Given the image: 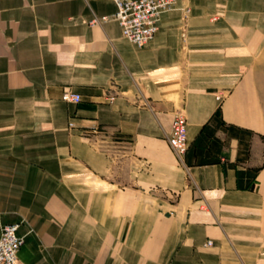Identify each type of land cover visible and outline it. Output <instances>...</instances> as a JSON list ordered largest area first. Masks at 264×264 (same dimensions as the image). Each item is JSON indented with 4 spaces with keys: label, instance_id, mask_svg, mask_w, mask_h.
Listing matches in <instances>:
<instances>
[{
    "label": "crops",
    "instance_id": "crops-1",
    "mask_svg": "<svg viewBox=\"0 0 264 264\" xmlns=\"http://www.w3.org/2000/svg\"><path fill=\"white\" fill-rule=\"evenodd\" d=\"M189 5L137 47L111 0H0V234L18 225L21 264H264V0Z\"/></svg>",
    "mask_w": 264,
    "mask_h": 264
},
{
    "label": "built area",
    "instance_id": "built-area-1",
    "mask_svg": "<svg viewBox=\"0 0 264 264\" xmlns=\"http://www.w3.org/2000/svg\"><path fill=\"white\" fill-rule=\"evenodd\" d=\"M116 7L112 18L118 23L123 38L137 47H143L151 41L158 30L162 13L172 9L178 2L182 3L184 17L190 13L189 0H111ZM106 20V18H103ZM61 99L65 102L78 103V94L65 91ZM168 143L175 156L182 160L187 151V119L178 112L173 119ZM17 224L6 225L0 234V264H21L18 253L23 239L17 235ZM211 241L205 246L210 247Z\"/></svg>",
    "mask_w": 264,
    "mask_h": 264
},
{
    "label": "rangeland",
    "instance_id": "rangeland-1",
    "mask_svg": "<svg viewBox=\"0 0 264 264\" xmlns=\"http://www.w3.org/2000/svg\"><path fill=\"white\" fill-rule=\"evenodd\" d=\"M184 114V113H183Z\"/></svg>",
    "mask_w": 264,
    "mask_h": 264
}]
</instances>
